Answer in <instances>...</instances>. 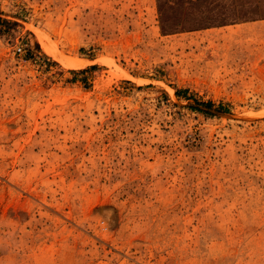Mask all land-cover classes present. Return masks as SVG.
Returning <instances> with one entry per match:
<instances>
[{"label":"rangeland","instance_id":"1","mask_svg":"<svg viewBox=\"0 0 264 264\" xmlns=\"http://www.w3.org/2000/svg\"><path fill=\"white\" fill-rule=\"evenodd\" d=\"M263 15L0 0V264H264Z\"/></svg>","mask_w":264,"mask_h":264},{"label":"trees","instance_id":"2","mask_svg":"<svg viewBox=\"0 0 264 264\" xmlns=\"http://www.w3.org/2000/svg\"><path fill=\"white\" fill-rule=\"evenodd\" d=\"M170 9V8H169ZM164 11H167V7L165 8V9H163ZM251 17V16H250ZM249 17V18H250ZM254 17H257V16H253L252 15V17L251 18H254ZM261 17H264V15L263 16H261ZM237 19H239V17L238 16H236L235 14H232V15H230V16H228V18H225V19H223V20H216L217 22H211V23H209V22H205V23H200V24H198V25H196V26H193V27H191V26H189L188 28L189 29H191V30H195V31H197V30H205V29H209V28H212V27H221V26H225V25H227V21H236ZM167 27H169V24L168 25H166ZM191 27V28H190ZM184 29H187L186 27H183ZM91 68H93V67H91ZM177 93H179V92H177ZM205 106L207 107V108H209V109H211L212 107H213V104L212 103H207V104H205ZM193 109H195V108H193ZM219 109H222L221 107L219 108ZM195 110H197V109H195Z\"/></svg>","mask_w":264,"mask_h":264},{"label":"built area","instance_id":"3","mask_svg":"<svg viewBox=\"0 0 264 264\" xmlns=\"http://www.w3.org/2000/svg\"><path fill=\"white\" fill-rule=\"evenodd\" d=\"M21 50H22L21 48L18 49V51H20V52H21Z\"/></svg>","mask_w":264,"mask_h":264}]
</instances>
